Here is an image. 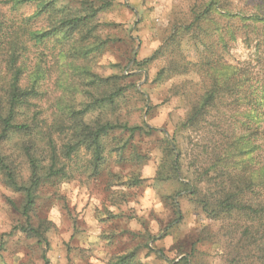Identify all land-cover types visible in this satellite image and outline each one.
<instances>
[{"label":"rangeland","instance_id":"1","mask_svg":"<svg viewBox=\"0 0 264 264\" xmlns=\"http://www.w3.org/2000/svg\"><path fill=\"white\" fill-rule=\"evenodd\" d=\"M13 1L0 0L3 28L20 25L17 41L5 38L2 50L17 47L18 59L27 67L23 83L30 84L29 77L38 70L41 77L33 98L14 113V125L28 127L0 141V156L17 186L30 184V160L40 181L34 204L24 214L25 194L9 185L0 168V264H227L229 224L211 221L196 204L211 192H192L190 182L203 168L195 159L198 136L180 132L178 137L183 157L177 177L186 187L167 179L170 173L163 166L171 161L165 157L167 141L178 134L189 112V97L179 87L198 78L190 74L156 80L164 60L145 62L164 45L174 26L191 22L208 0H55L79 16L100 8L90 35L81 41L91 51L77 59L61 56L64 44L54 39L42 45L25 42L27 31L44 30L51 20L37 15L36 2ZM217 2L204 25L210 30L205 45L215 43L221 61L247 73L252 89L246 92H251L250 100L262 101L258 107L264 110V0ZM226 10L244 20L230 21ZM228 28L234 31V41L228 40ZM194 47L190 42L183 48L190 62L199 59ZM65 60L76 69H62ZM91 76L102 81L90 84ZM115 92L121 93L115 105L91 110L82 124L92 129L105 123L146 125L153 132H109L100 139L99 162L87 145L66 155L80 144L81 134L74 131L63 106L78 112L94 100L113 98ZM234 108L226 99L220 112L243 122L253 110L242 99ZM259 143L264 156V137ZM29 226L34 233L23 231Z\"/></svg>","mask_w":264,"mask_h":264},{"label":"trees","instance_id":"2","mask_svg":"<svg viewBox=\"0 0 264 264\" xmlns=\"http://www.w3.org/2000/svg\"><path fill=\"white\" fill-rule=\"evenodd\" d=\"M31 2H36L37 15L46 14L51 24L44 30L27 31L25 42L33 41L35 45H42L54 39L59 45L64 44L60 55L68 56L69 59H77L91 51L89 46H82L81 41L86 33L90 35L94 28V19L100 8L93 9L91 12L89 10L86 15L79 16L78 13H70L66 11V8L59 7L55 0L13 1L15 5ZM217 4V0H208L205 5L194 12L191 22L182 26H174L172 34L164 45L155 50L145 61L149 63L159 59L164 60L165 65L157 72L156 80L164 81L175 75L176 77H187L190 74L198 78L197 82L185 81L179 87L182 95L189 97V112L179 125L178 134L174 133L171 141H167L165 157H171V161L169 164L164 163L163 166L167 167L170 173V176L166 178L179 182L177 176L181 173L183 154L178 137L181 136L180 132H191L197 135L199 141L195 159L203 164V168L196 171L194 182H190L194 188L192 192L194 195H199L197 192H211L210 194L204 193L196 199V204L211 221L229 224L230 229L226 234L229 249L226 263L264 264V156H262L263 147L259 145V141L263 142L264 137V128H260V122H264V110L258 107L262 101L250 100L253 96L251 92H246L252 89L247 73L221 61L215 52V43L205 45L207 39L210 38V30H205L204 25L216 12L215 5ZM226 11V17L230 21V17L244 20V17L233 14L229 10ZM250 19L255 18L250 17ZM27 21L29 22V19ZM19 27L20 25L16 28L10 25L3 28L0 22V43L9 37V40L14 37L16 42L18 35L16 32ZM209 27L212 30L215 29L212 23ZM193 31L195 34L191 37ZM227 31L228 40L234 41V31L230 28ZM218 36L220 40L222 37ZM190 42L195 45V57H199L194 62L185 58L183 53V48ZM2 46L0 44V141H3L14 130L28 127L27 125H14L15 111L21 108L28 99L33 98L37 92L36 83L41 77L38 70L29 77L30 84L23 83L22 75L27 67L24 61H19L20 53L17 47L14 45L3 52ZM61 68L66 71L69 68L72 71L76 69L73 63L69 64L66 60L61 64ZM99 81L102 79H96L93 76L88 79L90 84L99 85ZM196 87H198L197 90ZM120 96L121 93L115 92L113 98L106 101L94 100L91 105L87 104L78 112L73 111L72 107L63 106L71 117L72 124L75 125L74 131L81 134L79 135L80 144L73 149H68L66 155L81 145H87V148L93 152L94 161L99 162L102 154L100 139L109 132L120 130L129 133L130 136L147 135L153 132L146 125L127 127L105 123L92 129L82 124V119L91 110H97L106 105H115ZM226 99L230 105L235 106L233 110L236 109L238 103H241V99L247 101L253 110L244 115L245 121L243 122H237L232 117L225 118L220 108L223 107ZM254 106H257L258 110L254 109L256 108ZM237 123L239 126L235 127ZM30 162L32 163L30 184L17 186L12 173L0 156V168L5 172L7 182L15 191L25 194L24 214L34 204L33 193L40 181L34 160ZM136 183L131 182L132 185ZM179 185L187 186L182 182H179ZM176 216L175 221H179L177 210ZM23 231L34 233L30 226Z\"/></svg>","mask_w":264,"mask_h":264}]
</instances>
